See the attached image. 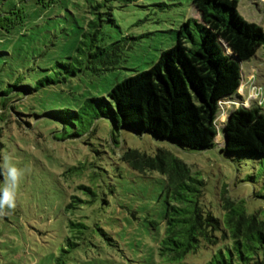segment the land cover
<instances>
[{
	"label": "rangeland",
	"instance_id": "obj_1",
	"mask_svg": "<svg viewBox=\"0 0 264 264\" xmlns=\"http://www.w3.org/2000/svg\"><path fill=\"white\" fill-rule=\"evenodd\" d=\"M12 6L25 19L0 33V188L5 156L23 175L16 208L0 216V264H158L163 177L137 173L120 157L128 149L153 156L168 144L111 129L101 99L116 81L147 70L183 21L198 19L192 0H56L47 9L34 0H0L2 10ZM236 10L264 34V0H238ZM108 47L119 60L103 67ZM240 73L237 107L264 113V43ZM253 86L256 100L248 97ZM215 141L221 146L220 133ZM172 152L197 173L202 204L215 216L221 197L264 215V158L217 147ZM209 256L201 249L185 262Z\"/></svg>",
	"mask_w": 264,
	"mask_h": 264
},
{
	"label": "trees",
	"instance_id": "obj_2",
	"mask_svg": "<svg viewBox=\"0 0 264 264\" xmlns=\"http://www.w3.org/2000/svg\"><path fill=\"white\" fill-rule=\"evenodd\" d=\"M55 1L34 0V4L47 9ZM237 3L192 0L198 19L183 21L173 45L161 51L147 70L116 81L108 100L101 99L111 129L146 133L168 144L153 156L128 149L120 157L137 173L157 172L163 177L158 264H188L186 257L201 249L210 251L202 264H264V215L248 214L242 204L221 197L222 213L215 216L202 204L204 184L197 173L172 152L217 147L225 154L264 158V113L258 106L237 107L240 64L254 56L264 34L238 14ZM24 19L22 7L0 8V33H9ZM108 50L102 49L103 67L119 60ZM92 54L98 61V46ZM226 105L232 109L218 127L216 118ZM219 133L221 146L215 141Z\"/></svg>",
	"mask_w": 264,
	"mask_h": 264
},
{
	"label": "clouds",
	"instance_id": "obj_3",
	"mask_svg": "<svg viewBox=\"0 0 264 264\" xmlns=\"http://www.w3.org/2000/svg\"><path fill=\"white\" fill-rule=\"evenodd\" d=\"M4 185L0 188V216L16 208V191L23 172L9 164V157L4 158ZM7 210V211H6Z\"/></svg>",
	"mask_w": 264,
	"mask_h": 264
},
{
	"label": "built area",
	"instance_id": "obj_4",
	"mask_svg": "<svg viewBox=\"0 0 264 264\" xmlns=\"http://www.w3.org/2000/svg\"><path fill=\"white\" fill-rule=\"evenodd\" d=\"M252 92L253 93L248 94V97H249V99L252 98V99L256 100L257 96H260V95H258V88H256L255 86H253L252 87ZM260 93L262 94L261 90H260Z\"/></svg>",
	"mask_w": 264,
	"mask_h": 264
}]
</instances>
